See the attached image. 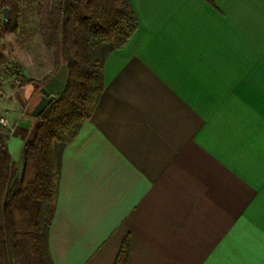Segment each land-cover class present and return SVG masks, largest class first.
I'll list each match as a JSON object with an SVG mask.
<instances>
[{
	"label": "crops",
	"instance_id": "0c3cea01",
	"mask_svg": "<svg viewBox=\"0 0 264 264\" xmlns=\"http://www.w3.org/2000/svg\"><path fill=\"white\" fill-rule=\"evenodd\" d=\"M214 1L131 0L138 26L62 153L54 264H113L127 234L128 264H264V0Z\"/></svg>",
	"mask_w": 264,
	"mask_h": 264
},
{
	"label": "trees",
	"instance_id": "16d2710c",
	"mask_svg": "<svg viewBox=\"0 0 264 264\" xmlns=\"http://www.w3.org/2000/svg\"><path fill=\"white\" fill-rule=\"evenodd\" d=\"M207 1L217 8L214 0ZM20 2L0 0V6L16 16ZM37 16L42 42L54 52L57 68L66 64L67 80L63 91L34 117L37 124L23 142L21 164L9 151L11 129L0 121V264H54L49 232L63 150L99 101L107 56L138 26L131 0H40ZM6 28L0 26V40ZM5 48L1 46L0 66L9 59ZM130 248L127 234L113 264H128Z\"/></svg>",
	"mask_w": 264,
	"mask_h": 264
},
{
	"label": "rangeland",
	"instance_id": "374dc122",
	"mask_svg": "<svg viewBox=\"0 0 264 264\" xmlns=\"http://www.w3.org/2000/svg\"><path fill=\"white\" fill-rule=\"evenodd\" d=\"M39 2L21 0L18 14L14 16L10 11L7 22H4L0 6V26H7L0 40V51L1 46L6 45L4 51L9 55L8 62L0 66V118L4 119L7 127L13 126L21 114H26V109L29 110L33 101L39 99L40 88L59 69L54 52L41 39L37 16ZM20 136L17 130L11 136L12 151ZM13 157L17 162L21 161L20 157Z\"/></svg>",
	"mask_w": 264,
	"mask_h": 264
},
{
	"label": "water",
	"instance_id": "95a60500",
	"mask_svg": "<svg viewBox=\"0 0 264 264\" xmlns=\"http://www.w3.org/2000/svg\"><path fill=\"white\" fill-rule=\"evenodd\" d=\"M3 14L5 17L4 22H7L10 19V10L8 7L3 8ZM66 80L67 66L66 64H62L58 71L40 88V97L29 109V115L32 117H38L55 99V97L63 91Z\"/></svg>",
	"mask_w": 264,
	"mask_h": 264
},
{
	"label": "built area",
	"instance_id": "2783aa9c",
	"mask_svg": "<svg viewBox=\"0 0 264 264\" xmlns=\"http://www.w3.org/2000/svg\"><path fill=\"white\" fill-rule=\"evenodd\" d=\"M0 121H1L3 124H6V122L4 121L3 118H0Z\"/></svg>",
	"mask_w": 264,
	"mask_h": 264
}]
</instances>
